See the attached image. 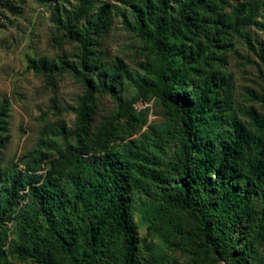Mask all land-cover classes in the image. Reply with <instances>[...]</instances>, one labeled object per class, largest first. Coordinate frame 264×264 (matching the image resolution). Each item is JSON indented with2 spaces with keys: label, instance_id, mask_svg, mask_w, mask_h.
<instances>
[{
  "label": "trees",
  "instance_id": "1",
  "mask_svg": "<svg viewBox=\"0 0 264 264\" xmlns=\"http://www.w3.org/2000/svg\"><path fill=\"white\" fill-rule=\"evenodd\" d=\"M26 1L52 6L50 0H16L20 5ZM77 1L65 17L52 6L53 22L82 51L78 59L83 73L75 76L85 92L73 107L75 127L67 129L63 121L47 127L41 138L44 153L32 154L27 173L13 172L9 185L0 188V231L17 199L26 198L30 235L14 248L21 259L37 264H133L137 233L127 190L133 178L147 179L148 174L138 165V153H132L135 141L129 142L134 147L122 149L115 142L119 128L136 121L134 103L149 94L172 118L179 147L173 165L179 178L164 191L162 201L188 213L197 237L188 235L187 240L210 248L215 261L228 264L238 243L234 230L257 192L264 223V116L251 106L235 109L233 79L220 69L221 54L233 49V35L250 44L247 27L257 22L264 0L235 6L231 0H122V7L98 8L93 0ZM0 5L8 2L0 0ZM114 10L154 56L143 65L144 75L118 60L104 64L91 57V35L110 27ZM81 21L86 23L79 26ZM35 64L47 79L62 69L47 60ZM124 80L136 88L128 101L117 95ZM96 95L118 103L123 125L112 119L92 129ZM260 102L264 109V93ZM8 108L5 99L0 103V149L7 142ZM238 112L248 121H240ZM65 135L73 143L59 146L56 139ZM39 217L48 223L36 225ZM2 238L0 232V259ZM113 243L119 245L117 253L110 249Z\"/></svg>",
  "mask_w": 264,
  "mask_h": 264
},
{
  "label": "rangeland",
  "instance_id": "2",
  "mask_svg": "<svg viewBox=\"0 0 264 264\" xmlns=\"http://www.w3.org/2000/svg\"><path fill=\"white\" fill-rule=\"evenodd\" d=\"M5 1L8 6L1 8L0 5V103L6 99L9 110L7 142L0 149V173L3 174L0 188L9 185L13 172L27 173V161L32 154L44 153L41 138L47 127L58 121H63L67 129L75 127L73 107L85 92V86L75 76L83 73L78 59L82 53L80 44L65 39L64 31L53 22V5L65 17L78 1L50 0L52 6L50 2L26 1L20 5L16 0ZM93 1L97 8L104 5L122 7V0ZM241 1L244 0H231L230 4L235 6ZM111 16L107 30L91 35V57L104 64L118 60L128 70L144 75L143 65L154 56L138 36L121 24L117 10L112 11ZM256 21L247 27L250 44L233 35V49L221 54L220 69L233 79L235 109L251 106L264 116L260 102L264 93V8ZM85 23L81 21L79 26ZM41 60L55 62L62 69L47 79L36 69L35 63ZM89 77L95 79L96 76L89 73ZM117 95L122 101H128L136 95V88L124 80ZM133 107L136 121L119 128L115 142L117 149H122L129 145L134 147L129 142L135 141L137 148H132V153H138L141 159L138 165L148 174L147 179L138 175L133 178L127 190L137 233L133 264H227L215 261L216 256L210 248L187 240L188 235L197 237L188 213L162 201L164 191L179 178L173 170L174 155L179 147L172 118L159 99L149 94L138 99ZM93 108L92 129L112 119L120 125L125 122V118L117 114L118 103L108 95H96ZM239 112L237 118L248 121ZM56 142L63 146L73 143V137L65 135ZM40 173L42 171L37 172ZM17 201L15 211H10L1 221L4 253L0 264H37L31 259H21L14 251L20 238L30 235L26 220L27 213L31 215L28 200L18 198ZM261 201L260 192L248 200L242 223L233 233L238 243L228 264H264ZM47 223L41 217L35 222L39 226ZM81 249L82 245L77 251ZM110 249L117 253L119 245L113 243Z\"/></svg>",
  "mask_w": 264,
  "mask_h": 264
}]
</instances>
